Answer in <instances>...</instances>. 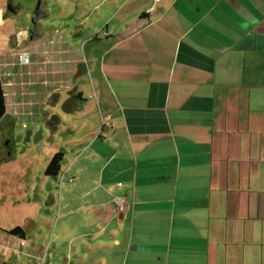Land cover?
Here are the masks:
<instances>
[{"label": "crops", "instance_id": "obj_1", "mask_svg": "<svg viewBox=\"0 0 264 264\" xmlns=\"http://www.w3.org/2000/svg\"><path fill=\"white\" fill-rule=\"evenodd\" d=\"M6 1L0 168L18 164L25 181L34 168L51 178L35 185L45 201L39 229L50 235L40 264H264V0H120L117 27L89 41L97 54L50 41L39 62L56 70L40 77L22 71ZM77 63L90 89L75 86L69 98L56 87L36 89L37 81H65V68ZM67 99L65 133L63 115L56 122L51 113ZM33 115L41 135L25 137L17 153L11 129ZM56 152L60 170L48 176ZM14 225L20 241L35 226ZM31 249L37 258L27 255V263L38 264L42 244Z\"/></svg>", "mask_w": 264, "mask_h": 264}, {"label": "rangeland", "instance_id": "obj_2", "mask_svg": "<svg viewBox=\"0 0 264 264\" xmlns=\"http://www.w3.org/2000/svg\"><path fill=\"white\" fill-rule=\"evenodd\" d=\"M12 1L16 6L19 4V12L14 14L17 19V30H15V34L18 35L14 48L16 51H29L28 55L30 56L31 63H26L23 66L24 68L22 71L29 69L36 77H40L41 71L46 73L47 71L51 72V70H56L55 66L51 67V65L41 64L39 62L41 59V47L44 48V46H46V44L50 41L53 43L54 40H59L60 44L64 41L69 43L68 50H77L82 57H90L97 54L96 52L99 51V48L93 49V44L89 42L91 37L97 33L100 38H104V32L106 29H112L113 27H117L119 24V20H117L112 13L117 8V5H120V0H115L114 2L113 0H41L40 8L46 12V16L38 20V35L31 40L28 37V31L26 29H28L31 25L30 18L37 0ZM7 5L8 4H6V6ZM111 16L113 17L109 20ZM36 44L37 47L34 49L36 51V55L34 56L31 54L34 50L30 48V45ZM53 45L55 46V44ZM97 45L98 44L94 46ZM78 52H75L74 55ZM43 57H45L44 59H48L50 57H54V55L46 53ZM72 66H74V68H72ZM78 68V63L76 65L70 64L64 70L67 73V79L65 81H60L54 77L53 81L48 83V86L46 84L42 85L41 82L37 81L38 83L35 87L37 90L42 87H56L58 88V92L56 93L67 97L68 94L72 93L74 88H76L75 86H78L79 88H82L83 86L84 88L87 87L86 84H82L83 81H79V76L76 75ZM90 88L87 87V89ZM38 99H40V95H38ZM50 99L53 102V98ZM37 105L38 107H48L46 105H42L40 100ZM63 105L64 108L62 107V103L55 106L51 114L54 113L56 122L58 121V115H63L64 120L62 122L65 123L63 131L67 133L71 130V128L67 126L69 124L67 121L69 120V115L71 114L65 113L64 109L67 110L72 103L69 104L67 99ZM58 106L59 108H57ZM33 118H35L34 115L28 118H23L11 129L10 134L14 135L17 139L16 145L12 146L13 150L17 148V153L24 151V148L26 147L25 137L33 135L36 139H39L41 135L42 127L40 119L39 121H36L32 120ZM5 121L4 116L0 122V135L4 136V143L8 140L6 138V133L4 132V129L6 128ZM32 121L34 122V125ZM24 122L27 124V127L23 125ZM32 142H35V139ZM16 165V168L13 166L11 172L9 162H4V165L0 168V177L5 179V182L3 181L0 184V198L5 195L3 197L4 200H0V235H4L3 239L0 238V264H2L3 260H5V264H29L27 263L28 256L32 259V261L37 258L31 249V244L34 243L38 244V247H41L42 244L43 247L41 250L42 252L38 253L39 257L37 263L40 264L39 259L42 257H44L45 261L46 254L44 256L41 254L44 253L43 250L47 247L50 235H45V231H41V229H39V227L46 229V224L42 222L45 215L42 210V201H45L40 197L41 194H43L40 189L35 192V185L37 183L40 184V182L42 185H46L48 182L47 180L51 178L41 175L43 173L38 172V169L35 170L34 168L31 171L26 170L29 177L28 181H25V178H27V176L24 175L25 172L21 173L20 166L18 164ZM2 171H5V175L2 174ZM27 184H32L33 188L30 189ZM47 186L48 185L45 187ZM43 198L46 199V195ZM28 201H30V203L26 204ZM18 222L26 226L31 225L32 222L35 224L33 228H30L32 235L27 234L26 239L23 240V244L21 246L20 240L17 237L11 236L12 234L9 233L12 226H15L14 224ZM10 242L11 244L9 246ZM5 244H8L10 249H7ZM53 253H55V248L51 246L50 255ZM7 255L9 258H6ZM52 260L53 257H49L50 263H52Z\"/></svg>", "mask_w": 264, "mask_h": 264}, {"label": "trees", "instance_id": "obj_3", "mask_svg": "<svg viewBox=\"0 0 264 264\" xmlns=\"http://www.w3.org/2000/svg\"><path fill=\"white\" fill-rule=\"evenodd\" d=\"M6 114V100H5V91L4 87L2 84V81L0 79V122L4 118ZM0 155H1V150H0ZM63 160V153L62 152H56L53 154L51 157L46 169H45V174L48 176H55L59 170H60V165ZM0 161H1V156H0ZM10 234L23 237L24 232L20 227H13L9 231Z\"/></svg>", "mask_w": 264, "mask_h": 264}, {"label": "water", "instance_id": "obj_4", "mask_svg": "<svg viewBox=\"0 0 264 264\" xmlns=\"http://www.w3.org/2000/svg\"><path fill=\"white\" fill-rule=\"evenodd\" d=\"M40 5H41V0H37L36 4H35V7H34V10H33V16H32V18L30 20L31 23L33 24V26L28 30L29 38L31 40L34 39L38 35V30H37V25H36L37 20H39L41 18H44L46 16V12H44L40 8Z\"/></svg>", "mask_w": 264, "mask_h": 264}, {"label": "built area", "instance_id": "obj_5", "mask_svg": "<svg viewBox=\"0 0 264 264\" xmlns=\"http://www.w3.org/2000/svg\"><path fill=\"white\" fill-rule=\"evenodd\" d=\"M18 59L23 64H26V63L30 62V56L28 55V52H26V51H21L18 54ZM114 203H115L116 208H117L118 211H122L123 210L124 202H123V199L121 197H116L114 199ZM20 244L22 245L23 241H20ZM16 254H18V253H16Z\"/></svg>", "mask_w": 264, "mask_h": 264}, {"label": "flooded vegetation", "instance_id": "obj_6", "mask_svg": "<svg viewBox=\"0 0 264 264\" xmlns=\"http://www.w3.org/2000/svg\"><path fill=\"white\" fill-rule=\"evenodd\" d=\"M6 4H8V6L6 7L7 8V10L9 11V13H10V11L13 13V14H17L18 12H19V4H17V6L13 3V1L12 0H7L6 1ZM32 16H33V13H32ZM32 16H31V18H32ZM31 18H30V20H31ZM36 25H37V30H38V20H37V22H36ZM33 26V24L31 23V25H30V27L28 28V29H26L27 31L31 28ZM28 37H29V32H28Z\"/></svg>", "mask_w": 264, "mask_h": 264}]
</instances>
